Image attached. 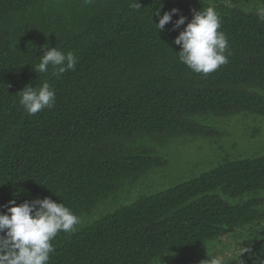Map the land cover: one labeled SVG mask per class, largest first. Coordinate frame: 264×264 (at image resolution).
Listing matches in <instances>:
<instances>
[{
	"label": "trees",
	"instance_id": "1",
	"mask_svg": "<svg viewBox=\"0 0 264 264\" xmlns=\"http://www.w3.org/2000/svg\"><path fill=\"white\" fill-rule=\"evenodd\" d=\"M207 1L0 0V213L10 200L48 197L80 218L74 232L51 241L48 264H155L223 237L251 248L239 257L244 264L264 260V156L227 160L87 222L127 180L161 167V140L209 136L217 117L237 111L264 117V96L251 91L264 90V21L235 6L264 0L212 6L228 39L227 64L203 75L178 60L173 40L184 25L173 23L181 15L187 23ZM173 8L156 30L155 11ZM47 47L73 51L75 69L36 71ZM44 82L55 105L28 115L19 91ZM246 232L255 244L244 243Z\"/></svg>",
	"mask_w": 264,
	"mask_h": 264
},
{
	"label": "clouds",
	"instance_id": "2",
	"mask_svg": "<svg viewBox=\"0 0 264 264\" xmlns=\"http://www.w3.org/2000/svg\"><path fill=\"white\" fill-rule=\"evenodd\" d=\"M137 9L140 5L136 3ZM178 9L165 11L160 15L155 11L158 23L156 30L164 31L165 25L172 21ZM258 19L264 21V10L258 13ZM179 16L173 23V30L184 25L183 30L174 38L173 43L180 47L179 62L195 73L207 75L228 63L225 54L229 45L226 35L219 31L220 17L214 7L193 11L190 21ZM78 60L75 53H67L56 47L42 50L36 71L47 73L49 67L52 75L74 70ZM19 104L28 115H35L44 109H51L56 102V93L47 82L38 87L26 85L19 91ZM6 212L0 213V264H48L50 253L54 251L51 241L59 232H74L80 218L63 203H57L48 197L25 201L19 205L15 200L8 202ZM243 242V241H241ZM239 244L236 258L251 253L250 247ZM244 264L243 260H240ZM201 264H225L224 257L216 254L208 255ZM254 264H264L259 256Z\"/></svg>",
	"mask_w": 264,
	"mask_h": 264
},
{
	"label": "rangeland",
	"instance_id": "3",
	"mask_svg": "<svg viewBox=\"0 0 264 264\" xmlns=\"http://www.w3.org/2000/svg\"><path fill=\"white\" fill-rule=\"evenodd\" d=\"M215 1L218 2V0H208L207 3L212 7ZM226 2L228 1L225 0L224 3ZM235 6L246 13L258 14L264 10V6L255 2H238ZM251 91L264 96V90ZM213 130L215 132L209 136H172L161 140L160 143L165 149L159 151L164 155L166 162L162 158L164 162L160 168L152 167L138 178L127 180L115 196L97 204L87 222L99 219L141 197L164 191L175 184L209 173L227 160L264 156V117L247 111L220 115ZM151 144L155 145L152 140L151 142L148 140L147 145ZM154 153L158 156L156 151ZM244 235H247V232ZM221 241V244H213V248L210 245L207 246L208 248L194 249L186 253L179 252L162 258L155 264H201L198 260L199 255L208 257L212 254L223 256L225 264L234 261L238 250L237 243L227 237H223ZM249 241L253 244L257 242L247 235L244 243ZM207 249L210 252H207Z\"/></svg>",
	"mask_w": 264,
	"mask_h": 264
}]
</instances>
